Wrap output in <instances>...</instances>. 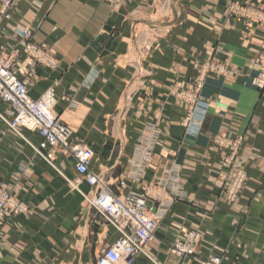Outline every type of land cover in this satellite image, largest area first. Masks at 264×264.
Segmentation results:
<instances>
[{
    "label": "crops",
    "instance_id": "crops-1",
    "mask_svg": "<svg viewBox=\"0 0 264 264\" xmlns=\"http://www.w3.org/2000/svg\"><path fill=\"white\" fill-rule=\"evenodd\" d=\"M113 1L15 0L0 14V56H13L32 99L54 93L57 116L94 151L91 172L115 192L123 181L124 193L148 194L158 228L134 264H264V92L253 84L264 25L230 14L264 11V0ZM210 61L228 74L206 78L196 105L176 97ZM228 136L242 140L233 166L216 145ZM53 158L0 120V185L28 206L0 230V264H96L119 239L83 203L90 187L68 185L79 179L74 162ZM238 168L248 179L232 203L221 190ZM191 234L195 254L174 252Z\"/></svg>",
    "mask_w": 264,
    "mask_h": 264
},
{
    "label": "built area",
    "instance_id": "built-area-1",
    "mask_svg": "<svg viewBox=\"0 0 264 264\" xmlns=\"http://www.w3.org/2000/svg\"><path fill=\"white\" fill-rule=\"evenodd\" d=\"M13 3L14 0H1L0 14L5 15L6 10L10 9ZM26 34L29 38L30 34L27 31ZM27 50L34 54L37 52L35 46H29ZM259 59L264 63V57L261 56ZM215 71L224 74L226 69H221L219 66L215 67ZM254 85L260 90L264 89V72L256 77ZM201 88L202 86L199 85L198 90ZM52 101V91H48L47 96L39 101L32 100L29 96V82L19 76L14 67L13 56L9 54L0 56V103L4 107L0 110V120L9 130L25 139L36 155L49 163H52L57 151H62L74 162L79 177L77 184L83 180L90 187V193L83 194L84 198L108 224L116 227L120 232V238L112 247L101 253L97 264H134L145 247L155 239L158 228V222L152 215L153 208L149 205L147 196L132 190L124 193L126 184L123 181L119 184L118 192H114L102 177L91 172L93 152L87 146L73 142L75 134L72 128L52 114L51 110L54 106ZM26 133L37 136L38 143L33 144L32 140L25 136ZM227 140L232 142V136H228ZM238 145H234L236 149ZM44 152H48V155H44ZM239 173L244 171L237 170L238 178L234 181L233 194L243 188L245 183V178ZM6 201L10 206L15 204L3 195L0 198V219L6 211ZM189 238L193 240L190 241ZM195 238V235H192L184 244H174L173 251L180 255H194L196 248L194 242L197 240ZM189 241L192 244H189ZM203 264H221V259L211 258Z\"/></svg>",
    "mask_w": 264,
    "mask_h": 264
},
{
    "label": "rangeland",
    "instance_id": "rangeland-1",
    "mask_svg": "<svg viewBox=\"0 0 264 264\" xmlns=\"http://www.w3.org/2000/svg\"><path fill=\"white\" fill-rule=\"evenodd\" d=\"M15 1V0H14ZM122 1H124V0H114L113 2L115 3V4H117V5H120L121 4V2ZM14 4V3H13ZM12 8V7H11ZM10 8V9H11ZM10 9H7L6 10V12H5V15H7V11L8 10H10ZM230 14L231 15H236V16H239V17H242V18H245V19H247V20H249L250 22H253V23H257V24H262V25H264V11H262V10H258V9H256V8H254L252 5H249V6H244V7H242V6H234V5H232V7H231V9H230ZM29 34H30V36H29V38L27 37V34H26V32L24 33V37H26V39H28V40H30L31 39V37H32V32L30 31V30H26ZM29 46H35L34 44H31V43H29L26 47H25V52L27 51L29 54L31 53L30 51H28L27 50V48L29 47ZM34 54V53H33ZM35 55H37L36 57H34V58H37V59H39L40 60V58H42V56L38 53V51L35 53ZM262 57H264V54H262L261 55ZM260 56V57H261ZM259 57V58H260ZM33 58V57H32ZM33 58V59H34ZM258 58V60H257V62H258V64L261 66V70L259 71V74H261L262 72H264V63L260 60ZM33 59H31V63H33ZM48 64H50V63H48ZM50 66H51V64H50ZM221 67V69H226V71H225V73L224 74H220V73H218L217 71H215V67ZM228 72H229V67L227 66V65H225V64H222V63H219V62H215V61H210V62H206V63H204V64H202V66L200 67V70H199V72H198V74H197V77L196 78H194V88H193V90H191V91H183V92H180V93H178V94H176V97L178 96L179 98H181L183 101H185L188 105H190V104H192V105H196V103H197V100H198V97H199V93H200V91L202 90V88H203V84H204V81H205V79L206 78H208V77H217V76H226L227 74H228ZM258 74V75H259ZM258 75L257 76H255L254 77V79H253V84H254V80L256 79V77H258ZM23 79H26V78H23ZM27 80V79H26ZM199 85L200 86H202V88L200 89V90H198V87H199ZM255 86V85H254ZM259 91H262V92H264V89L263 90H260L258 87H256ZM47 93H48V91L47 92H45L42 96H41V98H39V99H37V100H35V99H32L31 97V99L32 100H34V101H39L40 99H43L45 96H47ZM52 98H53V101H52V105H54L53 107H52V114L55 116V117H57L59 120H60V118L57 116V114L55 113V106H56V99H55V96H54V93L52 92ZM191 111H192V109H191ZM191 111H190V114L189 115H187L186 117H185V123L186 124H188L189 123V121H190V119H191V115H192V113H191ZM65 124H67V123H65ZM68 125V124H67ZM70 126V128H72V130L74 131V134H76L77 135V131H76V129L72 126V125H69ZM233 138V137H232ZM74 143H76V144H81V145H84V146H87L86 144H83L81 141H80V139L78 138H76V139H74V141H73ZM235 144H239L238 145V147H237V149H236V147L234 146ZM216 145L220 148V149H223L224 147H227V149L229 150V152H230V154L228 155V156H226V159H225V161L226 162H229L232 166H233V163L235 162V160H236V158H237V156H238V154H239V152H240V150H241V146H242V140H240V139H238V138H233V141L232 142H230V141H226L225 140V138H222V139H219V140H217L216 141ZM92 152H93V159H94V157H95V154H94V151L89 147V146H87ZM34 151V150H33ZM34 153H35V151H34ZM36 154V153H35ZM38 156V155H37ZM232 158H234L233 160H231ZM93 159H92V161H93ZM92 163V162H91ZM51 164V163H50ZM90 167H91V165H90ZM239 169H241V170H243L244 171V173H239V175L240 176H242L243 175V177L245 178L244 179V181H245V183H244V186H245V184H246V182H247V179H248V172L245 170V169H243V168H238L237 170H239ZM237 170H236V172L235 173H232V175H231V177H228V179H226L225 181H228L229 179V181H228V184L227 183H224L225 185H224V187H222V190H221V193H222V195L224 196V198L227 200V201H229V202H232V203H234V202H236V201H238V199L240 198V196H241V194H242V191H243V189H244V186H243V188H241V189H239L238 190V192L236 193V194H233V192H232V190H233V187H234V181H235V179L236 178H238V176H237ZM95 174V173H94ZM97 176H100V177H102L101 175H98V174H96ZM227 175H230V173H228ZM103 178V180L105 181V182H107L108 184H109V182L104 178V177H102ZM78 178L77 179H72V180H69V179H67V183H68V185L70 186V188H72L73 189V191H74V189H77L78 190V188H79V184H77L78 183ZM85 183H86V181H84ZM87 184V183H86ZM88 185V184H87ZM76 186H77V188H76ZM89 186V185H88ZM109 186L111 187V185L109 184ZM112 189V188H111ZM113 190V189H112ZM114 191V190H113ZM115 192V191H114ZM142 193H144L146 196H147V198H149L148 197V194L146 193V192H142ZM6 194V195H5ZM89 193H85V195H88ZM5 196L6 198H7V200L8 201H14L15 202V204H13V206H10L9 205V202H7L6 201V203H5V207H6V211H5V213H4V216L0 219V230H1V228L5 225V222H6V220L8 219V218H10V217H12V216H17V215H21V214H24L25 212H27L28 211V206L20 199V198H17L16 196H14L10 191H8L6 188H4L3 186H1L0 185V198L2 197V196ZM233 197H235V199H233ZM234 200V201H232V199ZM231 199V200H230ZM83 203L86 205V206H90L89 205V203L87 202V200L84 198V196H83ZM6 204H7V206H6ZM91 207V206H90ZM92 208V207H91ZM92 210H93V212L95 211V213H97L98 215H100L94 208H92ZM101 216V215H100ZM102 217V216H101ZM103 218V217H102ZM104 219V218H103ZM105 221V220H104ZM105 223H106V225H108V226H112V225H110V224H108L106 221H105ZM116 231H117V233L119 234V236H120V232L117 230V228L116 227H114V226H112ZM192 235H195V234H191L189 237H191ZM195 237L197 238V240H196V242H194V244L195 245H197V243H198V235H195ZM120 238V237H119ZM195 238V239H196ZM190 239V241H192L193 240V238H189ZM189 241V244H192V242H190ZM115 244V243H114ZM113 244V245H114ZM112 245V246H113ZM112 246H110V247H112ZM110 247H108V248H106L105 250H107V249H109ZM104 250V251H105ZM103 251V252H104ZM102 252V253H103ZM195 252H196V248H195ZM101 255V254H100ZM99 255V256H100ZM187 256V255H186ZM193 256V255H192ZM212 258H217V257H212ZM211 259V258H210ZM209 259V260H210ZM221 259V258H220ZM98 260V259H97ZM96 264H97V262H96ZM221 264H222V259H221Z\"/></svg>",
    "mask_w": 264,
    "mask_h": 264
}]
</instances>
